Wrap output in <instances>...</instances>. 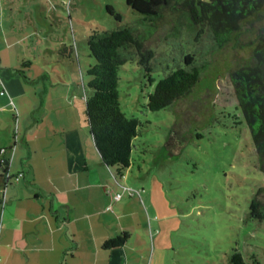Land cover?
Segmentation results:
<instances>
[{
  "label": "rangeland",
  "instance_id": "rangeland-1",
  "mask_svg": "<svg viewBox=\"0 0 264 264\" xmlns=\"http://www.w3.org/2000/svg\"><path fill=\"white\" fill-rule=\"evenodd\" d=\"M0 8L7 31L4 72L19 77L28 94L19 101L20 120L34 121L36 94L37 103L49 100L45 125L56 127L51 118L57 113L65 116L61 124L85 127L86 70L94 62L87 38L94 29L137 24L141 15L125 0H0ZM177 23V15L164 11L143 43L156 52L150 73L154 82L136 57L117 72L120 109L139 125L129 168L118 175L115 167L104 165L110 183L133 191L129 195L119 188L122 196L112 202V208L123 204L118 212L125 214L121 222L126 227L112 238L128 234V264H235V253L242 264H264V215L256 217L251 208L259 201L264 212V162L227 77L249 58L264 16L241 24L222 48H214L206 34L196 40L184 28L175 32ZM189 52L204 65L195 89L162 110H148L156 82L184 67ZM4 114L13 126L15 112Z\"/></svg>",
  "mask_w": 264,
  "mask_h": 264
},
{
  "label": "crops",
  "instance_id": "crops-1",
  "mask_svg": "<svg viewBox=\"0 0 264 264\" xmlns=\"http://www.w3.org/2000/svg\"><path fill=\"white\" fill-rule=\"evenodd\" d=\"M6 35L0 23V150L9 160L6 174L0 169V264H128L127 242L102 245L126 230L123 204L111 206V191L124 185L110 183L85 120V127H70L56 113V127H48L49 100L37 103L33 94L37 112L23 124L19 101L28 94L19 77L4 72ZM7 111L15 112L13 126Z\"/></svg>",
  "mask_w": 264,
  "mask_h": 264
},
{
  "label": "trees",
  "instance_id": "trees-1",
  "mask_svg": "<svg viewBox=\"0 0 264 264\" xmlns=\"http://www.w3.org/2000/svg\"><path fill=\"white\" fill-rule=\"evenodd\" d=\"M127 6L141 15L137 24H122L114 29L93 30L87 38L89 56L94 62L88 65L89 77L87 88L90 93L85 97V123L92 135L94 145L103 164L115 167V172L122 175V170L130 166L132 140L138 135L139 120L127 117L120 109L118 93L119 68L128 61L137 58V63L144 68L149 82L151 61L156 55L154 49H145L144 41L152 35L156 22L164 11H169L179 18L175 32L184 28L192 32L194 38L206 34L214 48H222L238 34L241 24L252 18L264 16V0H125ZM107 12L113 14L111 7ZM121 20L119 14L115 15ZM143 26V27H142ZM195 40V41H196ZM249 58L237 64L227 73L233 88L237 109L245 121L251 135V142L258 157L264 162V27L256 33L250 42ZM194 54L183 56L184 67L175 68L159 79L148 95L145 107L150 111L162 110L178 100L188 96L199 82L203 64L196 63ZM5 93V92H4ZM9 160L0 155V169L6 173ZM264 170V166L262 168ZM132 195L133 191L122 188V192ZM121 194L119 191L116 192ZM116 194L113 195V200ZM260 202L251 204L255 216L264 215ZM127 233L106 239L103 247L112 249L126 242ZM235 264H242L238 253L232 257Z\"/></svg>",
  "mask_w": 264,
  "mask_h": 264
},
{
  "label": "built area",
  "instance_id": "built-area-1",
  "mask_svg": "<svg viewBox=\"0 0 264 264\" xmlns=\"http://www.w3.org/2000/svg\"><path fill=\"white\" fill-rule=\"evenodd\" d=\"M0 85L2 86V84H1V80H0ZM4 92H5V90L3 89V88H1L0 89V95H2V94H4ZM4 153V149H1L0 150V155H2ZM2 157V156H1ZM4 158V157H3ZM6 174V173H5ZM8 175V174H7ZM21 175V173H19L18 174V176H20ZM115 197V199H119V197H120V194L119 193H116V195L114 196Z\"/></svg>",
  "mask_w": 264,
  "mask_h": 264
}]
</instances>
